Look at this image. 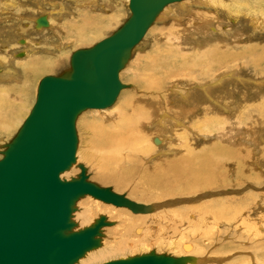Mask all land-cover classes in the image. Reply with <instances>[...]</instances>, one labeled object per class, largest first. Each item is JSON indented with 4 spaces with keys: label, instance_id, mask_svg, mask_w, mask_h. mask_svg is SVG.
<instances>
[{
    "label": "rangeland",
    "instance_id": "374dc122",
    "mask_svg": "<svg viewBox=\"0 0 264 264\" xmlns=\"http://www.w3.org/2000/svg\"><path fill=\"white\" fill-rule=\"evenodd\" d=\"M33 1L0 0L1 67L9 65V63L13 65L15 62L13 60L25 59V56L32 57L35 53L47 58L60 55V59L63 60L61 66L54 71L40 73L31 80L29 84L31 91L27 100L28 109L33 106L37 84L43 76L67 77L71 74L70 61L75 50L91 46L104 36L117 31L129 19L127 0H117L118 4H114L116 7L113 11L117 15L116 21L114 20L112 25L106 28L101 35L90 42H84V44L75 36L60 41L58 37L57 39L54 37L52 30L59 25L61 26L62 21L69 20L72 14V20L77 21L74 23L71 20L72 24H81V14L79 15V13L81 10L83 11V6H87L88 0H54L53 5L45 3V6H39ZM94 1L97 4L100 3V0ZM224 1L228 5V7L225 6L228 10L230 5L232 7L230 2L236 0H229L230 2L218 0L216 3L219 2L218 5H220V2L224 3ZM190 5H188V9L187 6L181 9L173 5L171 11L166 13L168 18L155 23L156 26L154 25V27L157 29L155 28L152 33H148L145 43L130 54V59L128 58V62L123 66L120 90L122 93L124 90H129L137 95L144 93L141 86L135 82V79L133 80L137 66L141 64L145 54L152 52L151 48H153L156 38H161L165 34V31H159V28L163 25L169 26V24L171 27L174 21L177 23L176 21L183 20L175 25L181 26H178L180 31L186 27L187 39L184 41L186 48L188 46L198 52L205 50L211 52L213 45L218 42V48L223 49L225 47L227 48L226 51L223 50L222 52L229 53L219 58L217 66L214 64L217 60H213V58L205 60V62L209 61L210 63L207 67L200 62L196 64L195 61H189L184 71H174L171 80L164 83L160 93L163 94L164 92L168 95L170 106L173 104L182 105L190 109L196 103H202L207 107L209 106L212 114L216 113L223 120L217 121V124V118L211 119L206 125L201 124L196 128L191 126L193 125L190 124L191 119L182 117L179 120H182L184 124H177L175 120L168 119L164 126L158 124L159 126L150 127V130L158 128L159 137L165 140L154 144L155 148L151 152L154 157L142 159V162L132 165L130 168H127V165L123 166V173L126 172L124 177L121 178L118 172L123 170L119 169L116 170L118 175L115 182L109 181L101 184V186H109L113 190H117L116 192L119 194L126 195L132 203L137 204L140 208V205H143L147 209H141V212H132L128 208L115 210L104 207L103 204L97 205L92 198L82 199V203L90 204L93 208V211L90 212L92 216L89 215L91 220L102 214L111 219L109 220L111 226L106 228L101 235L103 243L105 245H116L117 243V246L122 248L120 251H116L117 253L108 254L104 260L100 259L99 263L112 258H126L149 252H160L175 258H184L186 261L183 264L191 263L190 260H187L189 257L202 258L203 262L200 264L211 262L212 259L220 260L222 264H264V25H262L264 18L259 10L254 14L252 11L247 13L246 9L241 8V11L227 13L226 9L221 7L222 13L216 12L215 24L212 22L217 28V32L216 30L213 32L206 25L199 27V29H192L190 33H187V30L191 28L189 18H191L190 13L194 12L192 10H202V13L209 11L201 6ZM21 7L23 9L20 10ZM216 7L220 9V6ZM52 8L62 9L60 13L54 14L49 12ZM14 9L18 10L15 11ZM244 10L246 11L244 12ZM187 11L189 15H186ZM212 11L214 10L211 9ZM211 12L207 13L213 17ZM38 15L49 17V27L39 29L36 27L34 19ZM14 19H20L21 24L19 23V26L22 30L14 31V34L3 31L2 27ZM44 25L47 23L43 22ZM74 25H72V29L75 28ZM21 38L25 39V42ZM55 42L58 43L54 44ZM64 42L67 44H61L60 47L56 46ZM63 49L64 51H62ZM20 52L25 53V55L23 54V56ZM185 53L188 52L185 51ZM219 75L220 80H218ZM4 81L7 82L8 80L5 79ZM218 81L220 82L218 83ZM214 100L216 102L221 101L222 107L220 108ZM116 107L117 103L114 107L100 113L86 110L77 120V122L80 121L77 123V132L79 139H81L79 148L83 157L79 170L84 168L86 174L94 182H97L96 177L101 176L102 173H99L98 167L95 165L97 157L87 152L90 134L87 127L88 122L113 112ZM200 114V109L194 112L195 116H200ZM26 115L27 113L18 118L15 126L10 130H0V157L7 144L18 132ZM176 129L188 134V141L194 146L224 142L225 166L223 173L217 176V181L210 183L205 188L193 187L192 190L175 187L171 193L159 186L154 188L149 185L148 177L144 175L142 170L146 165L157 161L158 158L173 155L172 151L165 153L162 150L174 148L172 143H174L175 138H173L172 131L177 132ZM167 142H170V147ZM175 150L178 154L184 153L179 152L181 150L179 146H176ZM128 172L130 173L128 174ZM76 175L78 176L77 172L74 176ZM74 176L71 178H75ZM186 178L189 176L186 177L185 175L183 179ZM222 178L224 179L222 180ZM136 227L141 229L140 234L134 231ZM124 238L126 239L124 240ZM187 244L189 248H185ZM128 245L132 247L130 248Z\"/></svg>",
    "mask_w": 264,
    "mask_h": 264
},
{
    "label": "bare ground",
    "instance_id": "6f19581e",
    "mask_svg": "<svg viewBox=\"0 0 264 264\" xmlns=\"http://www.w3.org/2000/svg\"><path fill=\"white\" fill-rule=\"evenodd\" d=\"M157 1L159 0H141L142 4L143 5L145 4L146 6H153ZM216 1L218 0H166L160 3L159 5H157L153 10V12L151 13L152 15L150 16V19L147 21L146 25L144 26L142 30L143 31L142 34L138 37L136 41L131 43L129 46L123 48L116 72L120 87L118 88L113 98L103 106L87 105L83 108H80L73 114L72 121L74 128V136L76 138L74 151H73L74 158L64 169L58 172L59 177L61 179L69 180L77 172L78 176L76 175L77 177L76 176L74 177L78 178L80 175L79 171L81 170L82 173L84 174V179L86 181L92 182L95 186L99 188L108 189L113 193L117 194L120 198L122 199L125 198L126 201L122 203H115L108 199L106 200L100 198L94 193H91L90 191L83 192L72 199L69 205L70 212L68 215V220L71 223V227L70 229H67L65 232L70 233L75 230L89 229L90 227L96 226V231L93 233L92 237L97 242L96 244L91 245V247L84 249L81 252V254L73 260L74 262L72 264H93V263L95 264L97 262L99 263L100 259L104 260V257H107L108 254H111L116 251H120L122 249L121 247L117 246V243L116 245H111V244L105 245V243H103L104 241H102L101 235L103 231L106 230V228L111 226L109 221L111 219H109L108 216L102 214L91 220L92 218L90 217L91 218L90 219L89 215H91L90 212L93 211V208H91L90 204L87 205L84 202L82 203V199L89 197L90 199L92 198V200H94V203H96L97 205L103 204L104 207L112 208L115 210L121 208H128L132 210V212H141L142 210L147 209L143 205H140L141 206L140 208L139 206H137V204L132 203L130 201L131 199H129V197H127L126 195L119 194L118 192H116L117 190L115 191L109 186H105V187L101 186V184H104L105 182H109V181L115 182V178H117L118 173L120 174L121 178L124 177L126 172L123 173L124 172L123 166L127 165V168L128 167L130 168L132 165H137L138 163L142 162V159L144 160L145 158L148 159L149 157L150 158L154 157V154L151 153L153 148H155L154 144L164 142L165 140L162 137H159L160 131L158 132L157 130L158 128H156L155 130L154 129L150 130L151 129L150 127H153L154 125L159 126L158 124L164 126L166 120L168 121V119L175 120L177 124L178 123L184 124L182 120L181 121L179 120V118L182 119V117L191 119L190 124H193L191 126L196 128L199 127V125L201 124L206 125L208 120L211 121V119L217 118L216 123L217 121L223 120V118H220V116L217 115L216 113L212 114V111L210 110L209 106L207 107L202 103L201 104L196 103L190 109L182 105L173 104V106H170L171 104L169 105L170 102H168V98H167L168 95L164 94V92L163 94L160 93V90L162 89L164 83L167 80H171L174 71L175 70H178L180 72L184 71L189 61L190 62L195 61L196 64L200 62L202 63V65L207 67L208 65H210V63L209 61L205 62V60L213 58V60L215 59L217 60L214 62V64L217 66V64L219 63V58L224 57V55H227L229 53V52L223 53L222 51L227 48L225 47L223 49L218 48V42H216L213 45L214 47H212L211 52L210 50L209 52L207 50L198 52L196 49L189 48L188 46L186 48L184 42L187 39V34L185 31L186 27L183 26L185 29H181V31L180 29H178V26L179 27L181 26L180 25L176 26L175 24L183 21V20L180 21L178 18L176 19H178L180 22L176 21L177 23H174L175 22L174 21L171 27H169L170 26L169 24V26L163 25L162 27L159 28V31L164 30L165 34L161 38L160 37L156 38V41H154V45L152 46L153 48H151L152 52L144 55L142 61L140 62L141 64L137 66V70L136 72H134L135 76L133 80L135 79V82L141 86V89L142 91H144V93L137 95L129 90H124L123 93L122 90H120V88L122 87V85L120 84L121 76H122L121 72H123L122 71L123 66L128 62V58L130 59L129 57L130 54L133 51H135L137 47L145 43V39L148 33H152L155 30V28L157 29V27H154L155 23H157L160 20H165L166 18H168L166 16V13L169 12V10L171 11V7L173 5H175V7L178 6L181 9L184 6L185 7L187 6L188 9L189 7L188 5L191 4L194 5L195 7L201 6L206 10H209L210 12L211 9H213L214 11L211 12L213 13V17L211 16V14L207 13L209 11H206V13L205 12L202 13V10L199 11L192 10L194 12L191 11L192 12L190 13L191 18H189V21L191 22L189 26L191 28L190 27H189L190 29L187 28L189 29L187 30L188 31L187 33H190L192 29L195 28L199 29V27H203L206 25L209 26L212 31L216 30L217 32V28L214 27L215 25H213L212 22H214V20L217 18L216 12L222 13L223 10H221V7L222 9L223 8L226 9L225 6L227 5V3L224 1V3L220 2V5H218L219 2L217 4ZM230 1L228 0V2ZM33 2L39 4V6L40 5L45 6V3L47 4L50 3L52 5L54 4V0H34ZM87 2L88 4L85 2L87 6H83V11L80 9L81 12L79 13V15L80 14L82 15V16L80 15L81 18L80 20H82V23L79 25L72 24V21L74 22L75 20L74 19L72 20L71 18L73 14L72 16L70 15L71 16L70 19L68 18L70 21L69 20H66L64 22L62 21L61 26L59 25L58 27L52 30V34L55 35L54 37H56V39L58 37L60 41H63L69 39L71 36H75L77 40H79L82 44H84V42L86 43L90 42L92 39H95L96 37L101 35V33H103V31L106 28L112 25L114 20L116 21L115 17H117V15L113 13V11L116 7L114 4L115 3L116 5L118 4L117 0H100V3L98 4L94 0H88ZM230 3H232V7L230 5L228 10L226 9L227 13L228 12L231 13L233 11H239V10L241 11V8L247 10V11L244 10V12L246 11L248 13V11L249 12L252 11L254 12V14L259 10L261 12V16L264 18V0H252V1L236 0ZM127 5L129 9V19L125 23H127L130 20L137 21L141 15L138 13L133 15L132 10L129 6V0H127ZM251 5L254 6L251 7ZM216 6H220V9L219 7ZM19 9L21 10L23 8L21 7ZM61 9L62 8H58V9L52 8L50 9L49 12L54 14L60 13ZM186 13H187L186 15H189L188 11ZM20 19H14L11 22L8 21L9 24L7 23L8 25L2 27L3 31L12 32L10 34H14V31L17 32L22 30L21 27L19 26ZM27 20L30 21V19ZM34 20L36 22V27L38 29L49 27L50 25L48 16L38 15V17H36ZM43 22H46L47 25L43 26ZM72 25H74L75 28L72 29L71 28L73 27ZM161 39L164 41L161 42L162 41ZM21 40L23 39L21 38ZM23 42H25V39L23 40ZM57 43L58 42H55L54 44ZM61 44L65 45L67 44V42L60 43L59 45L56 46L60 47ZM188 48L191 49V51H189ZM62 51H64V49ZM185 51L188 53H185ZM20 53H22V55L23 54L25 55V53L23 52ZM24 58L25 59L20 58L19 60H13L15 61L13 65L9 63V65H5L3 67L0 66V130L1 129L5 131L10 130L15 126L18 118H20L25 113L29 112L28 110L30 109L27 108L28 107L27 100L29 98L31 91L29 88V84L31 80H33V78L40 73H48L50 71H54L63 63V60L60 59V55L55 56L54 58L51 57L47 58L44 57L43 55L35 53L32 55V57L25 56ZM70 69L72 72L71 61H70ZM67 77H69V75ZM224 78L221 79L224 80ZM3 79L4 80L7 79L8 81L6 82ZM218 80H220V75L218 76ZM219 82L220 81H218V83ZM37 90H36V94H37ZM219 100H221V98H219ZM214 102L217 105H219L220 108L222 107L221 101L216 102L214 100ZM116 103H117V107L113 112L107 113L105 116L100 117L98 119H92L89 122L87 121L88 122L87 127L90 133L89 137L87 136L89 139V142L87 141L89 146L87 152L97 157L96 163L95 162L94 163L98 167L99 173H102L101 176L99 175L98 177H96L97 182H94L92 179L89 178L88 174H86L85 172L86 170L84 168H81L79 170L83 157L80 154V148H79L81 144V139H79L78 136L79 133L77 132V123H79L80 121L77 122V120L78 117L81 114H83L84 111L86 110L100 113L104 110L109 109L110 107H114ZM199 109L201 110L200 116H195L194 112ZM193 119L195 120V122H193L194 121ZM179 129H176L177 132L172 131V133L174 134L173 138H175L176 140L175 142V140L173 139L174 143H172V147L174 148L162 150V152L165 153L166 152L169 153L172 151L173 155L168 157L158 158L157 161L146 165L142 170V172H144V175L148 177L147 182L149 183L150 186L154 188H157L159 186L162 189H165L169 193L173 192L175 187H181L191 190L193 187L205 188L209 186L210 183L217 181L218 178L217 176L223 173L225 166L224 142L209 143L206 146H200V145L194 146L192 145V143L191 144L189 143L187 136L188 134H186L183 131L181 132ZM166 136L168 137L169 140H171L168 135ZM167 144L169 146L170 142L169 143L167 142ZM8 145L9 143L7 144V146ZM176 146H179V148L181 149L179 151L180 153L181 152L184 153L181 154H178V152L176 153L175 150ZM230 154L232 153L230 152ZM119 169H122L123 171L121 172L117 171L118 172L117 173L116 170ZM129 173L130 172H128V174ZM185 175L186 177L189 176V178L183 179ZM223 179L224 178H222V180ZM134 231L138 234L141 233V229L137 227L136 229H134ZM125 239L126 238H124V240ZM125 247H127V245ZM128 247L131 248L132 246L128 245ZM187 247L188 244L187 246H185V248ZM146 254L165 255L160 252L159 253L149 252ZM165 256L172 259V264H183V262L186 261L182 257L175 258L169 256L168 254ZM187 260H190L191 263L188 262L186 264H200L203 262L202 258H196V257L194 258L189 257ZM206 264H222V263L220 260L218 261L212 259L211 262H207Z\"/></svg>",
    "mask_w": 264,
    "mask_h": 264
},
{
    "label": "water",
    "instance_id": "95a60500",
    "mask_svg": "<svg viewBox=\"0 0 264 264\" xmlns=\"http://www.w3.org/2000/svg\"><path fill=\"white\" fill-rule=\"evenodd\" d=\"M153 6L129 0L134 14L120 29L72 54L69 77L45 75L38 82L33 106L0 157V264H72L97 242L96 226L66 233L69 205L91 192L115 203L112 191L84 179H61L58 172L73 160V114L87 105L103 106L118 88L117 68L123 48L136 41ZM97 264H172L165 255L112 258Z\"/></svg>",
    "mask_w": 264,
    "mask_h": 264
}]
</instances>
